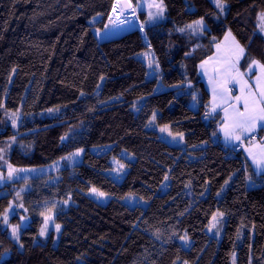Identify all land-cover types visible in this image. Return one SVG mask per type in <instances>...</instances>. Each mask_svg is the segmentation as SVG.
Segmentation results:
<instances>
[{
    "label": "trees",
    "instance_id": "1",
    "mask_svg": "<svg viewBox=\"0 0 264 264\" xmlns=\"http://www.w3.org/2000/svg\"><path fill=\"white\" fill-rule=\"evenodd\" d=\"M114 2L0 0V167L45 169L84 151L58 183L33 181L24 196L33 215L46 201H72L56 216L58 245L35 244L38 218L21 231L22 247L0 222V264H232L234 254L237 264H264V174L222 144L198 71L229 32L245 50L243 67L264 64V0H222L223 11L211 0H163L166 21L149 26L137 14L145 36L134 27L99 41L105 26L136 25L112 20ZM200 21L198 36L190 28ZM147 52L160 68L152 79ZM10 114L20 115L17 126ZM154 116L186 146L147 130ZM113 159L128 167L120 183L105 173ZM93 187L110 200L93 199ZM131 195L145 206L124 203ZM10 202L0 198V219ZM217 212L226 215L220 240L206 231Z\"/></svg>",
    "mask_w": 264,
    "mask_h": 264
},
{
    "label": "rangeland",
    "instance_id": "2",
    "mask_svg": "<svg viewBox=\"0 0 264 264\" xmlns=\"http://www.w3.org/2000/svg\"><path fill=\"white\" fill-rule=\"evenodd\" d=\"M214 4V0H211ZM160 4L162 5L163 11L161 12L160 9L155 7V5ZM116 6V12L113 15L112 20L114 22H118L122 20L121 14L119 13V8ZM134 10L136 14L145 13L146 14V23L149 26L158 25L164 21H166V7L163 2V0H135L134 2ZM110 19V18H109ZM108 19V20H109ZM138 24H141L140 19L139 22L137 20ZM195 24V23H194ZM264 24V21L261 20V26ZM136 27V25H130L127 28H124L122 30L116 31V32H106V26L105 30L97 34V38L99 41H102L103 39H107L110 37H116L119 35H122L123 33L127 32L128 30ZM205 27V24L200 21V23H196L195 25H192L191 33L196 34L200 36L203 32ZM141 31L143 32L144 36L146 35L144 27L141 24ZM261 33L264 34V30L260 27ZM230 34V35H229ZM228 36L229 40L230 38H235L232 33H228L226 37ZM228 41H226L227 43ZM141 59L145 62L148 68V79H152L157 77L160 74V68L158 67V64L156 62L155 56L151 52L145 53ZM149 59L153 61V64L151 67H149ZM102 85V84H101ZM9 118L11 119V122L13 125L17 126L20 122V115L16 114H10ZM161 129H166V131H161ZM147 130L157 132L158 137L161 141L169 144L172 147L176 148H182L185 147V139L184 135L182 134H173L169 127H159L155 123V119H153L147 126ZM257 135V134H256ZM11 145V144H10ZM240 145V144H236ZM242 145V144H241ZM12 146V145H11ZM235 146V145H234ZM233 147V146H232ZM231 148V147H230ZM2 150V149H1ZM76 153V152H75ZM0 157H3V155H0ZM84 157V151H80L78 156H69L65 159V161L59 162L55 165H53L50 168L45 169H14L10 166L4 165V167H0V198L11 196V202L9 205V208L6 210V212L3 214V216L0 219V222L2 224V227L5 230H8L9 235L11 238L22 247L20 243V234L21 231L27 227H29L32 224V221L34 219H40L41 226L39 227V234L37 238L35 239V244L38 243H47L51 239H53V245L56 247L59 243L61 232H62V224L57 222L56 216L58 213L63 212L67 210L71 205L72 201H59V200H49L46 201L38 206V213L35 212L33 215L31 211L25 206L24 196L27 192H29L32 189V183L33 181H45L46 184H53L58 183L61 180L62 173L61 171L69 166L79 165L82 163ZM122 157L128 158L129 160L133 161L135 158L132 155H129L127 152L122 153ZM112 168L105 171V173L116 180L117 182H122L123 179L126 176V173L128 172V167L125 166V163L113 159L111 161ZM123 165V167H121ZM12 171L11 177L9 176V171ZM252 186V183L249 184ZM253 186H257L256 184ZM168 190V186H165L164 192ZM100 191V190H99ZM224 192V191H223ZM93 199L96 201L106 204L110 197L105 195L104 197H97L92 192L89 194ZM220 196V195H219ZM124 203L131 207L135 206H145V201L140 199L138 196L131 195L123 200ZM51 210V211H50ZM217 212L215 215H217V221L216 227H211L213 221L211 219L210 225L207 228V233L215 237L217 239H221L224 233L225 229V223H226V215L223 213L222 216H219ZM51 215V219L47 220V230L44 235H41V228L44 227L46 222V217ZM56 225H59V231L56 230ZM16 229V233H13V229ZM18 236V239H17ZM180 243L183 245L185 249H189L191 247L192 241L190 238L185 234L184 237L179 239ZM9 258V254H5L3 256V260H6ZM232 264H237V254L233 255Z\"/></svg>",
    "mask_w": 264,
    "mask_h": 264
},
{
    "label": "crops",
    "instance_id": "3",
    "mask_svg": "<svg viewBox=\"0 0 264 264\" xmlns=\"http://www.w3.org/2000/svg\"><path fill=\"white\" fill-rule=\"evenodd\" d=\"M225 38L226 36L220 43L213 45L212 55L202 61L198 66L199 75L203 80V83L211 98L209 115L212 117L219 116L220 118L218 132L222 144L227 148H230L236 144H242V153L252 165L255 173L262 175L264 172H261L259 169H257L251 156L249 155L248 149L251 148L253 152L259 153L261 148H264V133H261L264 130V121L257 122L256 127L252 131L241 134L240 140L226 139L224 135V126L225 124L229 123L224 109L227 108L228 113L232 114L233 108L231 105L236 104V101L234 99H229L227 103L222 102L221 84L224 81H227L225 86L230 89V92L226 95L235 97L241 94L240 84L231 79V75H234L236 70H238L240 73H243V79L246 80L248 84L252 85L253 91H257V77L261 76L259 67H257V65L254 63L258 61L253 60L247 67H243L242 63L245 57V50L243 53H238L235 47V45L238 44L240 48H243L242 45L236 38H230L229 40H226ZM226 41L228 42L226 43ZM233 63L235 64V69H232L230 74V65ZM258 63L261 64L260 62ZM214 107L215 111H213ZM237 107H239L241 111L243 110L242 105H237Z\"/></svg>",
    "mask_w": 264,
    "mask_h": 264
},
{
    "label": "snow or ice",
    "instance_id": "4",
    "mask_svg": "<svg viewBox=\"0 0 264 264\" xmlns=\"http://www.w3.org/2000/svg\"><path fill=\"white\" fill-rule=\"evenodd\" d=\"M216 6L223 11V3L222 0H214ZM160 11H163L162 5L157 4L155 5ZM116 12V6L113 7V13ZM260 19L264 21V14H261ZM110 22L111 18H110ZM200 23V22H197ZM262 30H264V24L261 26ZM230 35V34H229ZM225 39H228L226 37ZM238 53H243L244 49L240 48V46L237 44L235 45ZM238 59V56H237ZM257 67H259L261 71V76L257 77L256 82V89L257 91L252 90V85L248 84L246 80L243 79V73H240L238 70L235 71L234 75H231V79L235 80V82L240 84V95L235 97L227 96L226 94L230 92V89H228L225 85L227 84V81H224L221 84V100L224 103H227L229 99H234L236 101V104L231 105L233 108L232 114L228 113V109L225 108V114L226 118L228 119L229 123L225 124L224 126V135L226 139H235L240 140L241 134L247 133L252 131L259 121H264V64H259L258 62H254ZM153 64V61L149 59V67H151ZM235 69V64L230 65L229 72L231 74V70ZM15 71V70H13ZM237 105H242V111L240 110ZM49 111H54L52 109H49ZM213 111H215V107L213 108ZM155 119V116L153 117ZM161 131H166V129H161ZM63 139V138H62ZM80 151H83L82 149L79 150L76 153H73V156H78ZM249 155L251 156L253 163L256 165L257 169H259L261 172H264V148H261L259 153H255L252 151L251 148L248 149ZM123 167V165H121ZM12 171H9V176L11 177ZM227 183V181H226ZM91 192L96 195L97 197H104L106 194L102 191H99L95 187L91 189ZM51 211V210H50ZM219 216H222L223 213H218ZM52 217L49 215L46 217V222L43 228H41V235H44L47 230V220H50ZM212 225L211 227H216L217 221V215H214L212 217ZM60 226L56 225V230L59 231ZM16 229H13V233H16ZM18 239V236H17Z\"/></svg>",
    "mask_w": 264,
    "mask_h": 264
},
{
    "label": "bare ground",
    "instance_id": "5",
    "mask_svg": "<svg viewBox=\"0 0 264 264\" xmlns=\"http://www.w3.org/2000/svg\"><path fill=\"white\" fill-rule=\"evenodd\" d=\"M115 4L119 8V13L121 14V17H122V20L121 21H123L125 19H133L135 21V23L138 24L136 21L138 20V22H139V18L137 17V14H136V12L134 10V7L132 9L133 11L132 10L130 11L129 9H125L123 7L122 0H117L116 2H114L113 7L115 6ZM114 14L115 13H113V9H112V13H111V17L112 18H113V15Z\"/></svg>",
    "mask_w": 264,
    "mask_h": 264
},
{
    "label": "water",
    "instance_id": "6",
    "mask_svg": "<svg viewBox=\"0 0 264 264\" xmlns=\"http://www.w3.org/2000/svg\"><path fill=\"white\" fill-rule=\"evenodd\" d=\"M117 0H115V2H116ZM122 4H123V7L125 8V9H129L130 11L133 9V4H132V2H131V0H122ZM133 11V10H132ZM142 24V23H141ZM141 24H136V27H137V29L140 31V33L142 34V36H144L143 35V32L141 31Z\"/></svg>",
    "mask_w": 264,
    "mask_h": 264
},
{
    "label": "built area",
    "instance_id": "7",
    "mask_svg": "<svg viewBox=\"0 0 264 264\" xmlns=\"http://www.w3.org/2000/svg\"><path fill=\"white\" fill-rule=\"evenodd\" d=\"M230 150L233 152V153H239L241 150H242V145H235L233 147L230 148Z\"/></svg>",
    "mask_w": 264,
    "mask_h": 264
}]
</instances>
